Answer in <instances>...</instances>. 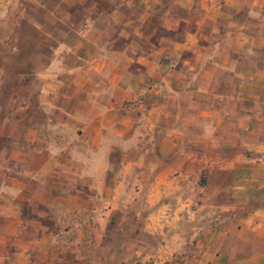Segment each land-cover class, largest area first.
Returning a JSON list of instances; mask_svg holds the SVG:
<instances>
[{
	"label": "crops",
	"instance_id": "1",
	"mask_svg": "<svg viewBox=\"0 0 264 264\" xmlns=\"http://www.w3.org/2000/svg\"><path fill=\"white\" fill-rule=\"evenodd\" d=\"M192 5L169 51L180 77L153 72L161 50L138 56L154 75L139 78L144 125L118 107L125 82L108 78L117 96L103 93L97 113L0 128V264H156L180 252L187 264H264V0L181 2ZM204 170L217 184L190 179ZM142 231L164 244L147 253Z\"/></svg>",
	"mask_w": 264,
	"mask_h": 264
},
{
	"label": "rangeland",
	"instance_id": "2",
	"mask_svg": "<svg viewBox=\"0 0 264 264\" xmlns=\"http://www.w3.org/2000/svg\"><path fill=\"white\" fill-rule=\"evenodd\" d=\"M4 2L5 8L0 12V128L9 122L30 126L57 124L61 111L78 119L97 113L104 103L103 93L117 96V90L103 84L108 78L125 82L127 95L118 107L126 110L133 123L144 125L148 119L137 111L139 78L148 82L154 75L143 74L138 56L159 49L162 53L157 55V62L161 65L153 72L159 79L180 77L184 72L180 60L172 71L174 61H170L169 51L176 49L173 46L183 39L186 29L183 20L190 22L199 14L196 5L189 9L181 6L182 0ZM210 46L204 45L203 49ZM208 52L212 53V49ZM193 55L192 52L179 54L180 58L190 59ZM97 67L101 68L96 70ZM202 72L200 69L192 76L198 77ZM38 95H42V101ZM112 104L113 108H118L116 103ZM148 136L143 134V140L147 141ZM145 145L143 156L148 157V143ZM194 152L197 158L207 156L204 150ZM181 153L178 149L175 156ZM218 174L211 171L207 180V170H204L198 179L194 171L190 179L195 180L196 185L214 186ZM189 192H193L191 186ZM134 238L147 245V253L155 252L158 243L164 244V240L143 231ZM185 252H197V247L189 245ZM182 253L156 264H187L180 257ZM149 263L151 260L144 262Z\"/></svg>",
	"mask_w": 264,
	"mask_h": 264
},
{
	"label": "clouds",
	"instance_id": "3",
	"mask_svg": "<svg viewBox=\"0 0 264 264\" xmlns=\"http://www.w3.org/2000/svg\"><path fill=\"white\" fill-rule=\"evenodd\" d=\"M118 146L121 147V149L125 151L131 149L132 147L131 143L128 141H121Z\"/></svg>",
	"mask_w": 264,
	"mask_h": 264
}]
</instances>
